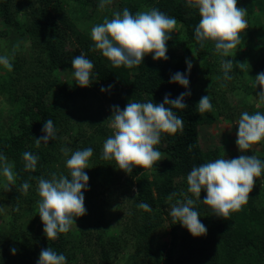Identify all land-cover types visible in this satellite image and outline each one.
Masks as SVG:
<instances>
[{
	"label": "trees",
	"instance_id": "1",
	"mask_svg": "<svg viewBox=\"0 0 264 264\" xmlns=\"http://www.w3.org/2000/svg\"><path fill=\"white\" fill-rule=\"evenodd\" d=\"M77 1L81 11H84L87 1ZM118 2L121 13L127 7L135 15L142 8L140 0ZM144 3L159 9L169 17H174L181 24L184 39L178 42L171 38L167 42V60H154L153 55L149 54L141 65L129 69L123 66L114 68L100 51L90 50L94 42H91L86 34L78 33V29H81L80 24L75 27L78 19L72 17L60 0H19L18 5L22 6L26 16V19L22 20L13 10L14 1L0 0V15L3 21L13 27L20 36L30 39L26 52L8 51L13 69L9 74L0 75V97L11 106L15 101L23 102L13 110V125L9 126L11 130L0 129V154L7 157L17 174L15 183L8 190L3 188L8 182L0 173V264H37L41 250L48 247L58 254L65 255L67 264H79L74 249L80 247H85L87 254L92 257V260H89L88 256L83 255V264H113L114 247L110 244L113 241L119 244L121 235L106 240L100 231L108 218L110 199L120 200L118 207L124 206L125 209L122 220L125 225L130 226L129 234L134 253L127 264H264V173L261 178H257L248 204L241 211L232 213L229 220L215 214H205L207 205L203 203L204 194L203 190L201 191V202L197 201L195 210L208 230L206 236L193 237L182 224H173L169 216L171 239L161 241L158 238L164 220L163 213H166L164 209L170 203L183 199L177 195L168 201L167 197L172 192L187 193V174L191 168L214 161L222 153L219 145L205 150L201 147L198 138L199 126L212 124L222 116L229 118L239 114L238 105L234 107L228 101V92L244 86L243 89L247 91L253 88L257 95L262 89L255 84V73H249L248 70L241 72L235 66L230 73L233 79L230 82L223 79V71L216 70V66L226 58L215 52L211 42H208L205 48H200L195 39V26L199 23L200 15L198 9L187 6V0H145ZM97 5L99 2L95 0L94 12L99 9ZM257 6L264 9V0H251V4L249 3L251 24L258 22L257 15L253 12V8ZM95 20L93 15L92 23ZM69 21L74 27L77 40L80 37L86 39L78 41L80 48H66L67 40H70L72 45L74 42L66 33L65 24ZM97 22L94 25L103 23ZM1 32L0 37L8 33ZM241 35L245 38L251 37L250 33ZM2 41L0 39V45ZM243 43L242 39L241 44ZM189 51L195 53L200 60L199 68L192 63L190 75L186 64ZM81 53L93 61L94 73L99 75L93 77L90 87L61 86L57 79L51 77L52 73L57 69H66L74 75L71 61ZM229 60H232L234 65L246 62L245 54L233 55ZM252 70L257 71V75L264 72V59H255ZM176 72L188 76V89L170 82L171 76ZM57 85L59 91L56 100L47 102L46 94ZM101 88L106 91L102 92ZM189 90L191 95L186 96L184 100L187 108L173 109L184 120V132L175 136L162 134L161 143L156 148L165 153V157L152 169L134 167L129 175L120 170L114 160H102L98 156H95L96 164L90 169H85L89 176L88 190L83 193L87 214L76 218L80 223L79 232L82 237L75 244L71 243V230L60 234L56 240H48L44 232L36 229L37 224L42 222L38 211V178H50L51 173L69 174L66 161L63 162L62 159L71 156H65L61 151L65 148V142L61 141L60 134L61 130H68L67 134L69 133V121L77 115V111L86 109L85 105L90 100L99 97H102L101 102L118 105L123 110L131 100L141 103L153 101L159 104L163 102L166 94L175 99ZM206 95L210 97L213 110L200 114L197 105L201 97ZM99 111L101 110H97V116L101 115ZM241 113L240 111V115ZM49 118L57 129L58 138L49 140L48 144L42 142L37 148L35 138L46 134L42 129ZM99 124L101 122L95 119L90 123L92 127L95 126L100 138L105 139L109 135ZM90 139L93 140L92 136ZM84 143L87 145L88 141ZM190 144L193 145L191 152L188 151ZM97 148L101 151V156L103 148ZM25 151L39 156L35 172L24 169ZM97 154L99 155L98 152ZM258 158L264 161V157ZM25 182L31 185L26 194L21 190ZM188 196L191 197L192 194L188 193ZM141 202L150 205L152 212L138 208ZM90 226H97L94 247L90 240L84 243L87 235L91 239L94 237L91 230H88ZM13 247L17 249L16 255L11 252Z\"/></svg>",
	"mask_w": 264,
	"mask_h": 264
},
{
	"label": "clouds",
	"instance_id": "2",
	"mask_svg": "<svg viewBox=\"0 0 264 264\" xmlns=\"http://www.w3.org/2000/svg\"><path fill=\"white\" fill-rule=\"evenodd\" d=\"M111 0H100L99 8L103 9ZM187 6L198 9L200 20L195 26V39L200 48H205L208 42L214 45L215 52L221 57H233L242 43V33L248 29L247 10L237 6V0H187ZM114 18H104L103 23L91 28L90 35L94 45L90 50L100 51L114 68H133L143 63L146 55L152 54L154 60H167V42L177 25L174 17H169L153 7L147 11H137L133 15L125 7L121 12L113 14ZM237 52V51H236ZM236 54V53H235ZM75 83L80 87H90L94 73V63L85 54L72 59ZM188 74L192 69L191 60H186ZM0 65L7 70L13 69V64L7 55L0 56ZM220 65L224 80H232L230 75L234 66L241 72H246L248 63L233 64L232 60L222 59ZM220 79V77H217ZM256 86L260 91L256 96L264 103V72L255 77ZM170 82L178 83L188 89L190 81L184 73L176 72ZM223 86V85H222ZM111 86H109V89ZM104 92L106 89L101 88ZM190 90L172 99L166 94L163 102H137L131 100L123 110L118 105L112 108L111 121L113 134L104 144L101 159L114 160L120 170L131 175L134 167L152 169L162 160L161 152L156 148L161 143L162 134L175 136L183 134L184 120L173 109H186L185 97L190 96ZM213 105L208 95L202 96L197 111L200 114L211 112ZM42 131L46 133L35 138V145L48 144L56 140L57 129L51 118L45 121ZM237 146L244 153L250 151L253 145L264 141V113L259 111L249 114L244 111L238 121ZM193 145L188 146L192 151ZM65 156L71 151L62 148ZM93 156L91 147L72 152L66 160L69 174L51 173L50 178H38L37 192L39 216L44 224V233L48 240H56L60 234L68 233L76 218L87 214L84 191L88 190L89 176L85 169L91 168L90 159ZM25 171L35 172L39 156L32 152L23 153ZM0 173L6 178V188L15 183L17 174L7 157L0 154ZM264 173V161L255 155H240L238 158H218L198 166L194 165L187 174V193L172 192L167 200L171 201L177 195L178 199L172 204L169 212L173 224L180 223L193 237L207 235V228L201 223L198 211L195 210L197 201L201 202V191L207 192L203 203L210 206L215 216L229 220L232 213L239 212L249 202L257 178ZM31 185L23 183L21 190L26 194ZM188 193L192 196L189 197ZM194 197V198H192ZM138 208L152 212L147 203L141 202ZM16 255L17 249H11ZM37 264H67V257L58 254L51 247L42 249Z\"/></svg>",
	"mask_w": 264,
	"mask_h": 264
},
{
	"label": "rangeland",
	"instance_id": "3",
	"mask_svg": "<svg viewBox=\"0 0 264 264\" xmlns=\"http://www.w3.org/2000/svg\"><path fill=\"white\" fill-rule=\"evenodd\" d=\"M15 2L13 10L16 11L18 17L22 19H26L25 11L22 8V6H19V0H12ZM61 3L63 2L65 7L68 9V11L71 13L72 17H76L78 21L75 23V27L80 24L81 29L79 28L80 35L86 34L87 38L92 41L90 31L93 27L94 23L96 21H103L105 16L108 19L114 18L113 14L116 12H121L120 5L118 0H111L110 4H107L103 9L99 8L94 12V4L95 0H85L86 5L84 7V11H81V7L79 6L78 1L75 2L72 0H60ZM142 3V8L140 11H147L151 9V6L149 4H145V0H140ZM144 1V2H143ZM97 2L100 3V0H97ZM251 4V0H237V6L243 9L247 10L246 19L248 21V29L246 30L245 34L251 35L250 38L242 37L244 40L243 44H240L236 50H233V55H240L245 54V61L249 63L248 66V72L249 73H255L257 76V71L252 70L253 69V61L255 59H264V9L261 7H254L253 12L257 15V23H252L249 21L251 20L252 15L248 12V5ZM98 6V5H97ZM93 15L95 16V22L92 23ZM89 16H92L91 18ZM254 21V18H253ZM97 22V23H98ZM83 23V24H81ZM66 25V33L67 36L71 37V39L74 40L73 45L71 44L70 40H67L66 42V48L68 49H75L80 48L81 44L78 42L80 40H86L83 37L76 38V34L74 33V27L72 26L71 22L65 24ZM1 31H7L5 35L0 37L2 39V45H0V56L7 55L8 51L12 52H26L27 48L30 45V39L28 37L20 36L17 31L14 30V28L9 27L8 24H6L0 15V32ZM2 33V32H1ZM245 35L244 33H242ZM171 38L176 39V41H182L184 38L181 33V24L177 22L176 28L174 29V32L171 34ZM237 51V52H236ZM236 53V54H235ZM9 57V55H7ZM10 61H11V57ZM226 59H230L231 57H225ZM187 60H191L193 64H195L198 68L200 67V60L195 56V53L188 52ZM216 70H222L221 65L216 66ZM9 70H7L4 66L0 65V75L1 74H9ZM12 72V70H11ZM255 76V77H256ZM52 78L57 79V81L61 84V86L67 87V88H73L77 84L75 83V77L72 74L71 71L66 69H57L52 73ZM52 79V80H54ZM237 80V78H236ZM230 82V80H229ZM242 83H245L241 81ZM21 86V84H20ZM244 88V86H243ZM243 88H240L236 91H230L228 92V101L231 102V104L235 107V105H238L237 110L239 111V114H235L232 117H226L222 116L219 119H217L212 124H206L199 126V143L201 147L205 149H209L211 147H215L219 145L222 148V153L220 154L219 158H226V159H233L238 158L240 155H255L257 157H264V141H262L260 144L253 145L252 149L250 151L242 153L238 146H237V133H238V121L240 119V111L244 112L247 111L249 114H253L257 111L264 113V103L260 102L255 93L253 92V88H249V90H245ZM258 90V88H255ZM59 86L53 88L52 90H49V92L46 94L45 99L47 102L51 103L56 100V97L58 95ZM259 91V90H258ZM102 97L92 99L90 100L85 106L86 109L77 111V115H74V117L69 121V133L67 134L66 130H61L60 138L61 141L63 140L65 142V147L69 148L71 153L69 152L68 155L71 156L72 152L78 150V149H85L91 147L93 149V156L90 159V166L92 167L94 164H96L95 156L100 157V150L97 147H102L105 142V140L113 134V129L111 128L110 124L111 121L108 120L112 116V108L113 104H109L108 102H101ZM14 100V99H13ZM7 101L0 97V129L6 130L9 128V126L12 124V114L13 110L17 109L21 105L22 101H15L14 105L11 106ZM23 103V102H22ZM81 107L80 105L78 106ZM97 110H101L100 116H97ZM92 115V117H90ZM100 121L104 130L107 131L108 137L100 138V134L95 131V126L92 127L90 123L94 121ZM95 123V122H94ZM8 130H11L9 128ZM1 131V132H2ZM93 134V135H92ZM71 136V137H70ZM92 136V139L91 138ZM76 138V141H75ZM78 140V141H77ZM88 141L87 145H85L84 142ZM99 153V155L97 154ZM161 156L165 157V153L163 154L162 151ZM70 157H64L62 159L63 162H65ZM218 159V158H216ZM103 160V159H102ZM66 164V162H65ZM90 169V168H89ZM261 178V177H259ZM8 184V183H7ZM13 186V185H12ZM6 189V184L3 187ZM204 198L207 195V192L203 190ZM112 194H110L111 196ZM110 201V202H109ZM108 208V218L106 221V224L101 227L100 231L103 234L104 238L107 240L110 237L121 235L119 244H115L113 241L110 246L114 247V250L112 252L113 264H127L130 257L134 253V247L133 243L131 242L129 229L123 222L122 218L125 215V209L124 206L121 208L118 207V202L120 200H112L110 199ZM176 202L170 203L166 209V213H163L164 220L161 225V229L158 232V238H160L161 241H170L171 235L169 231V212L171 210L172 204ZM118 208V209H117ZM168 212V214H167ZM205 214L207 215H214L213 210L210 208V206L207 205V208L205 210ZM121 220V222L119 221ZM76 225L73 224L71 231L72 233V239L71 243L75 244L78 239L82 237V233L79 232L80 229V223L79 221H75ZM1 225V224H0ZM97 227V226H96ZM96 227H91L88 230H91L93 233L92 236H94L92 239L88 237L87 240H84V243L86 244L89 240L90 243L95 245V236L97 235V230H95ZM37 230L40 232H44V224L40 221L37 224ZM164 229V230H163ZM79 232V233H78ZM78 233V234H77ZM122 233V234H121ZM77 234V236H76ZM77 237V238H76ZM89 245V244H88ZM86 245V246H88ZM91 246V245H89ZM77 253L76 260L79 264H83V255L85 257L88 256V259L92 260L91 255H88V251L85 247H80L74 249ZM92 254V253H90Z\"/></svg>",
	"mask_w": 264,
	"mask_h": 264
}]
</instances>
